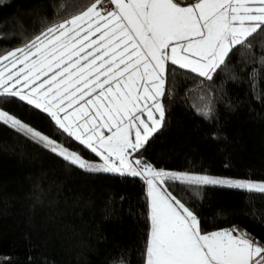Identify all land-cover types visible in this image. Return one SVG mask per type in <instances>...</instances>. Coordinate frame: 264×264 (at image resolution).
Instances as JSON below:
<instances>
[{
  "label": "trees",
  "instance_id": "16d2710c",
  "mask_svg": "<svg viewBox=\"0 0 264 264\" xmlns=\"http://www.w3.org/2000/svg\"><path fill=\"white\" fill-rule=\"evenodd\" d=\"M94 2L0 0V55ZM165 81L162 127L131 156L156 169L264 181V31L235 46L211 80L167 62ZM0 109L97 158L26 101L0 95ZM165 189L202 234L238 228L264 244V193L175 180ZM149 230L142 178L87 172L0 121V264H145Z\"/></svg>",
  "mask_w": 264,
  "mask_h": 264
},
{
  "label": "snow or ice",
  "instance_id": "6c2138e0",
  "mask_svg": "<svg viewBox=\"0 0 264 264\" xmlns=\"http://www.w3.org/2000/svg\"><path fill=\"white\" fill-rule=\"evenodd\" d=\"M101 3L0 55V95L47 113L103 163L84 160L5 111L0 121L87 172L144 179L150 220L145 264H264V244L249 233L202 234L193 212L157 188L167 178L264 193V182L168 173L130 158L162 127L166 62L211 80L235 46L264 31V0L184 6L177 0H110L114 8L106 12L98 9Z\"/></svg>",
  "mask_w": 264,
  "mask_h": 264
},
{
  "label": "rangeland",
  "instance_id": "374dc122",
  "mask_svg": "<svg viewBox=\"0 0 264 264\" xmlns=\"http://www.w3.org/2000/svg\"><path fill=\"white\" fill-rule=\"evenodd\" d=\"M168 54H169V52H168ZM20 67V65H17V69ZM187 70H190V69H187ZM198 74V73H197ZM13 83H14V81H13ZM0 91H2V90H0ZM161 99V98H160ZM161 102V101H160ZM0 111H3V110H1L0 109ZM10 115V114H9ZM61 115H63V114H61ZM158 115V114H157ZM144 119H147V117L145 116V117H143ZM17 119V118H16ZM23 123V122H22ZM26 125V124H25ZM28 126V125H27ZM29 127V126H28ZM36 131V130H35ZM106 134H109V133H107L106 132ZM43 135V134H42ZM45 136V135H44ZM50 139V138H49ZM133 139H134V136H133ZM52 140V139H51ZM55 142V141H54ZM56 143V142H55ZM42 144V143H41ZM58 144V143H57ZM60 145V144H59ZM61 146V145H60ZM63 147V146H62ZM63 148H65V147H63ZM67 149V148H66ZM69 150V149H68ZM90 150V149H89ZM69 151H71V150H69ZM95 154V153H94ZM96 156V155H95ZM97 158L96 159H93V160H86V159H84V160H86V161H88V162H90V163H95V164H99V163H103L101 160H100V158L98 157V156H96ZM130 158L131 159H136V158H134V157H132V156H130ZM154 169H156V168H154ZM157 171H164V172H168V173H187V174H191V175H205V174H199V173H189V172H180V171H174V170H164V169H156ZM115 174H119V173H115ZM125 175H127V174H125ZM128 176H131V175H128ZM207 176H210V177H214V178H223V179H235V180H247V181H252V182H264V181H262V180H249V179H243V178H227V177H220V176H212V175H207ZM141 178V177H140ZM144 180V179H143ZM166 180H170V179H167V178H165L164 179V182L161 184V183H159V182H157V188L159 189V190H161V191H163L164 190V184H165V181ZM145 181V180H144ZM145 185H146V192L148 191V186H147V184L145 183ZM215 186H221V185H215ZM224 187H227V186H224ZM148 216H149V201H148ZM149 222H150V220H149ZM150 231V230H149Z\"/></svg>",
  "mask_w": 264,
  "mask_h": 264
},
{
  "label": "built area",
  "instance_id": "2783aa9c",
  "mask_svg": "<svg viewBox=\"0 0 264 264\" xmlns=\"http://www.w3.org/2000/svg\"><path fill=\"white\" fill-rule=\"evenodd\" d=\"M113 5H111L110 0H102L101 5H98V9L102 12L113 10Z\"/></svg>",
  "mask_w": 264,
  "mask_h": 264
},
{
  "label": "crops",
  "instance_id": "0c3cea01",
  "mask_svg": "<svg viewBox=\"0 0 264 264\" xmlns=\"http://www.w3.org/2000/svg\"><path fill=\"white\" fill-rule=\"evenodd\" d=\"M177 2L180 3L182 6H184V5H188V4L194 3L195 0H177ZM168 52H169V55H171V50L170 49L168 50ZM167 62H170V61H167ZM167 62H166V64H167Z\"/></svg>",
  "mask_w": 264,
  "mask_h": 264
}]
</instances>
